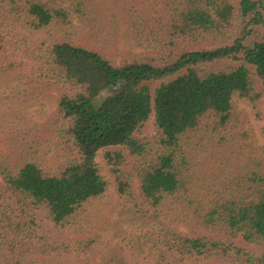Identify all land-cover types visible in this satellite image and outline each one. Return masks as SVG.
Masks as SVG:
<instances>
[{
    "label": "trees",
    "instance_id": "trees-1",
    "mask_svg": "<svg viewBox=\"0 0 264 264\" xmlns=\"http://www.w3.org/2000/svg\"><path fill=\"white\" fill-rule=\"evenodd\" d=\"M110 2L0 0V57L16 47L8 30H45L73 16L85 24L100 8H117L138 45L164 52L116 62L96 46L62 40L39 51L18 46L22 59L0 62V134L8 150L0 149V264L72 257L79 264H264V156L235 103L240 97L257 106L263 96L264 1L240 0L238 8L231 0ZM251 36L256 41L247 44ZM226 60L238 65L220 68ZM19 72L57 92L49 124L60 160L52 166L47 151L37 156L38 142L20 135L27 107H8L27 90L10 86ZM152 113L158 131L142 138ZM101 149L119 193L139 205L138 180L146 206L133 217L141 231L123 241L132 245L130 261L117 244L96 263L97 240L48 237L41 224L47 219L57 232L79 227L85 205L106 194ZM40 254L45 261L29 260Z\"/></svg>",
    "mask_w": 264,
    "mask_h": 264
},
{
    "label": "rangeland",
    "instance_id": "rangeland-1",
    "mask_svg": "<svg viewBox=\"0 0 264 264\" xmlns=\"http://www.w3.org/2000/svg\"><path fill=\"white\" fill-rule=\"evenodd\" d=\"M109 1V0H108ZM117 1L119 4L123 0H111ZM137 4L141 5L146 3L145 0H135ZM264 1V0H263ZM231 2L239 7L240 0H231ZM109 3V2H108ZM67 6V5H66ZM101 11L94 14L97 17L96 20L86 21L85 24L80 18L73 16L72 23L66 25L53 24L48 29L39 31H29L26 29H11L8 30L7 36L13 37L16 40V47L9 48L3 56L0 57L2 65L8 64L11 59H22L23 56L19 53L18 46L25 48L36 49L39 51L40 47L47 49L49 45H52L58 41L70 40L75 43H87L89 46H96L98 50L105 54H109L110 57L116 62L132 61L134 58L141 57H154L159 58L164 54L161 46H140L138 42L132 38V31L134 28L132 25L127 24L118 15V9L106 10L100 8ZM242 26L236 30V33L242 35ZM258 31L264 34V25L258 27ZM256 39L251 36L246 39L247 44H253ZM193 48L212 47L211 44H197L192 43L190 45ZM4 59V60H3ZM220 68H227L231 66H237L238 62L234 60L222 61L219 64ZM30 68H21L20 70L25 73ZM20 81L16 80L10 83L12 84H24L27 88L26 91L17 96L18 99L11 100L8 107L17 104L19 107L21 104L25 105L27 109L24 112L26 116V127L21 129L20 135L27 137L29 141L38 142V148L40 152L37 156L41 155L44 151H47V166L54 165L60 159L57 158V145L59 139L54 132V129L50 126L49 121L56 109V95L55 90L41 86L38 83V79L35 76L26 77L20 73ZM159 82H156L155 86ZM23 85V86H24ZM20 88V87H19ZM258 88L262 91L261 97L257 106H254L246 98L237 97L235 99L238 111L243 116V128L250 134L254 143L259 146L264 156V86L260 83ZM26 133H25V132ZM158 129L155 124L154 113L150 116L145 123L141 131L138 132V136L142 138H150L156 135ZM7 141L5 137L0 134V149L7 151ZM96 161L99 164L103 175L109 180L110 186L108 191L100 199L92 200L85 205V217L80 223L79 227H71L70 229L60 232L53 231L51 229V223L44 220L41 221L44 230V235L50 237L55 236L61 240L71 241L77 243L83 240L95 239L98 241L97 248L99 252L95 257V262L100 263V259L110 246L121 245L125 246L123 254L130 261V254L132 245L129 242H123L126 238L127 241L133 238L134 234L141 231L142 224L136 223L133 219L135 209H145V205H141L139 198V182L135 180L133 182L134 192L136 198H138V204L135 205L133 199L124 198L116 187L114 176L112 175L110 165H108L105 158V150L101 149L97 154ZM0 183H2V177L0 176ZM178 230L182 232H188V226L186 224H177ZM91 242V241H90ZM66 260H54L50 261L51 264H79L78 258H65ZM30 261H45L46 255H31Z\"/></svg>",
    "mask_w": 264,
    "mask_h": 264
}]
</instances>
